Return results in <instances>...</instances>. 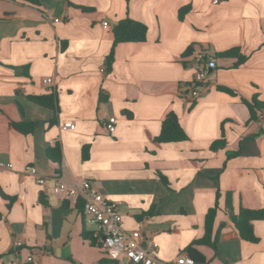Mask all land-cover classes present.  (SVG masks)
I'll return each instance as SVG.
<instances>
[{"label":"crops","instance_id":"1","mask_svg":"<svg viewBox=\"0 0 264 264\" xmlns=\"http://www.w3.org/2000/svg\"><path fill=\"white\" fill-rule=\"evenodd\" d=\"M127 15L147 25L146 40L118 43L108 68L113 26ZM232 47L243 62L218 55ZM197 49L215 66L192 98ZM50 91L56 110L28 98ZM263 103L264 0H0V264L28 254L43 264H131L106 256L81 197L51 192L61 175L122 201V228L139 231L142 245L154 240L166 264L189 255L217 199L216 250L193 244L205 264H264V219L253 223L257 241H245L226 206L264 208ZM170 111L187 138L158 142ZM55 144L60 163L47 154Z\"/></svg>","mask_w":264,"mask_h":264},{"label":"built area","instance_id":"2","mask_svg":"<svg viewBox=\"0 0 264 264\" xmlns=\"http://www.w3.org/2000/svg\"><path fill=\"white\" fill-rule=\"evenodd\" d=\"M217 3L218 0H213ZM55 21H58L56 18ZM107 25V21L102 22ZM191 61L197 63L194 71L193 82L194 87L191 88L190 94L192 98H196L199 94V86L205 82V77L209 68L215 66L213 60L206 62V54L202 49L193 51L189 56ZM104 71V68H101ZM44 84H54L51 77L42 79ZM257 119L264 121V107L257 113ZM116 118L111 116L104 123L106 130L109 133L115 130ZM64 127L73 128L72 122H65ZM9 167L11 164H7ZM27 171L36 176V181L40 185H45L47 179L37 173L34 166L28 167ZM51 186V192L55 194L66 193L72 197H81L84 200L83 214L86 217L87 223L95 226L99 232L101 247L106 256L114 261L126 259L131 264H166L155 256L158 249V244L152 240H145V245H142L143 237L137 230L128 232L121 226L122 215L120 200H110L103 197L98 191L94 183L86 178L81 179L76 183H68L63 175L57 176ZM23 243L21 240H14L13 247H19ZM43 264L38 257L33 254H28L22 258L16 257L7 264ZM173 264H195L194 259L187 254L179 255Z\"/></svg>","mask_w":264,"mask_h":264},{"label":"trees","instance_id":"3","mask_svg":"<svg viewBox=\"0 0 264 264\" xmlns=\"http://www.w3.org/2000/svg\"><path fill=\"white\" fill-rule=\"evenodd\" d=\"M27 1H30L34 4H38V0H27ZM186 9L187 7L180 9L179 11L180 18L183 16ZM112 32H113L112 48L105 59L108 68H110L111 63L113 61L114 47L120 42H129V41L138 42V41L146 40L148 27L145 23L135 20L127 15L126 17L120 19L113 26ZM240 54H241L240 49L238 47H232L226 51L219 53L218 55L223 57L238 56V61H237L238 64L243 62L245 59L244 56H241ZM206 62H207V55H206ZM28 98L33 102L42 105L44 107H48L53 110L57 109L56 94L54 91H50L48 93H43V94H31L28 96ZM254 102L255 104H257L256 101ZM260 105H263L264 107V103ZM11 125L23 133H29L34 128L33 122H29V123L13 122L11 123ZM186 138L187 135L184 129L181 127L180 123L178 122V118L176 114L173 111L167 113V115L165 116V118L161 123L160 132L155 137V140L158 142H172V141L185 140ZM224 145H225V139L221 137L215 140L211 144V148L216 149L219 147H223ZM60 151H61L60 146L58 144H55L54 146L49 147L47 149V154L52 161L60 163L61 160ZM86 156H87V151L86 148L84 147L82 158L85 159ZM159 174L160 177H162V179L166 181L164 175H161V173ZM217 196L218 193L216 194V198ZM226 206L229 210V215L239 232L240 237L248 242H256L258 238L254 233L253 223L255 220L264 219V208H260V209L240 208L238 213L234 214L231 211L232 207L229 198L227 200ZM217 209H218V201L216 199L214 205L211 206L205 214L203 236L194 240L193 243L189 245L186 249L188 251L189 256L194 259L195 264H205V258L202 254L196 251V249L193 247V244L208 245L216 250L218 236H219V229H217L215 233L212 234V228H213L214 218Z\"/></svg>","mask_w":264,"mask_h":264},{"label":"water","instance_id":"4","mask_svg":"<svg viewBox=\"0 0 264 264\" xmlns=\"http://www.w3.org/2000/svg\"><path fill=\"white\" fill-rule=\"evenodd\" d=\"M210 70V69H209Z\"/></svg>","mask_w":264,"mask_h":264}]
</instances>
